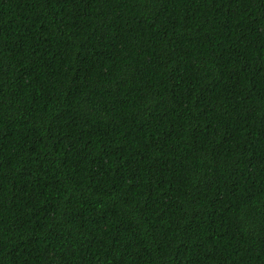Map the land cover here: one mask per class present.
Wrapping results in <instances>:
<instances>
[{"label":"trees","instance_id":"obj_1","mask_svg":"<svg viewBox=\"0 0 264 264\" xmlns=\"http://www.w3.org/2000/svg\"><path fill=\"white\" fill-rule=\"evenodd\" d=\"M0 264H264V0H0Z\"/></svg>","mask_w":264,"mask_h":264}]
</instances>
